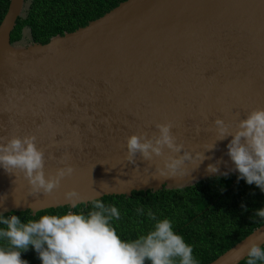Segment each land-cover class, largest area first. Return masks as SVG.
Segmentation results:
<instances>
[{
  "label": "water",
  "instance_id": "95a60500",
  "mask_svg": "<svg viewBox=\"0 0 264 264\" xmlns=\"http://www.w3.org/2000/svg\"><path fill=\"white\" fill-rule=\"evenodd\" d=\"M24 6L9 0L0 23V137L35 135L46 177L64 166L58 159L65 153L76 171L52 195L33 196L19 170L0 166V216L73 209L64 196L72 189L85 199L80 205L239 174L227 154L232 137L216 141L213 121H232L234 130L237 120L264 108V0H126L46 44H11ZM167 121L193 154L216 142L204 153L211 159L189 176L156 180L160 158L149 166L138 154L140 170L133 171L137 165L124 160L127 137L151 136ZM217 160L219 172L208 173ZM101 182L113 187L102 191ZM249 241L264 245V224L209 264H239Z\"/></svg>",
  "mask_w": 264,
  "mask_h": 264
},
{
  "label": "clouds",
  "instance_id": "9594fccd",
  "mask_svg": "<svg viewBox=\"0 0 264 264\" xmlns=\"http://www.w3.org/2000/svg\"><path fill=\"white\" fill-rule=\"evenodd\" d=\"M213 123L216 141L232 137L227 144V154L239 172L238 178L245 179L249 185L255 184L264 192V108L253 109L246 118L237 120L234 130L232 121L226 123L218 117ZM173 127L171 121L157 123V131L151 136L140 132L127 137L124 160L137 165L136 157L139 154L141 160L149 162L151 166L156 158H160L161 163L155 166L151 179L166 180L189 176L205 159H211L204 153L213 150L216 142L205 145L204 151L193 154L183 142H177ZM199 130L197 126V132ZM49 158L56 159L52 155ZM69 159L67 153L59 157L58 163L64 166L46 177L45 153L37 147L35 135L0 137V166L10 174H14L13 170L23 174L30 186L29 195H52L60 187L61 180L76 171L67 163ZM222 162L217 160L214 164H208L206 171L218 173ZM188 163L195 164V168L189 171L186 167ZM139 170L137 165L133 171ZM144 172L148 173L149 167H145ZM116 183L127 182L117 179ZM110 187L113 186L106 182L100 184L102 191ZM64 196L73 207L86 202L75 189L67 191ZM4 199L6 197L0 198V202ZM15 204L20 205L19 201H15ZM91 204L93 210L86 215L71 211L62 215L46 214L28 223H22L16 215L10 218L0 216V224L6 226L0 228V239L9 242L8 248L0 247V264H28L21 258V252L27 251L29 246L38 253L42 264H146V261H150V264H197L193 248L173 231L169 219L157 221L154 230L146 235L125 241L111 223L113 218H120L118 209L106 206L99 198H93ZM255 214L264 218V208L258 209ZM148 215L156 220L153 213L149 212ZM245 248L246 264H257L258 261L264 264V248L256 241H249Z\"/></svg>",
  "mask_w": 264,
  "mask_h": 264
},
{
  "label": "trees",
  "instance_id": "16d2710c",
  "mask_svg": "<svg viewBox=\"0 0 264 264\" xmlns=\"http://www.w3.org/2000/svg\"><path fill=\"white\" fill-rule=\"evenodd\" d=\"M126 0H25L23 14L16 20L10 35L11 44L20 43L24 31L32 43L46 44L50 38L70 33L102 17ZM9 0H0V23ZM238 175L209 178L177 190L132 192L130 196L112 195L100 198L106 206H115L120 218L111 223L122 240L133 241L154 230L157 221L169 219L173 231L193 248L197 264H209L264 224L255 213L264 208V192L249 185ZM92 204L47 209L32 215L29 210L1 215H16L22 223L38 220L42 215H62L69 211L87 214ZM142 210V211H140ZM156 220L149 218L148 213ZM0 228H6L0 224ZM0 247L9 242L0 239ZM264 248V245L262 246ZM28 264H42L32 246L21 252ZM247 258L239 264H246ZM150 264V261H146ZM257 264H262L258 261Z\"/></svg>",
  "mask_w": 264,
  "mask_h": 264
},
{
  "label": "rangeland",
  "instance_id": "374dc122",
  "mask_svg": "<svg viewBox=\"0 0 264 264\" xmlns=\"http://www.w3.org/2000/svg\"><path fill=\"white\" fill-rule=\"evenodd\" d=\"M28 43H30V41H29V39H28V31L25 30V31H24V37L22 38L20 44H21V45H26V44H28Z\"/></svg>",
  "mask_w": 264,
  "mask_h": 264
}]
</instances>
